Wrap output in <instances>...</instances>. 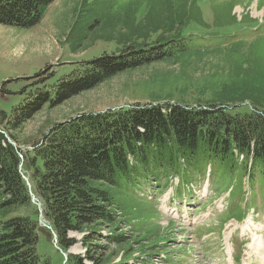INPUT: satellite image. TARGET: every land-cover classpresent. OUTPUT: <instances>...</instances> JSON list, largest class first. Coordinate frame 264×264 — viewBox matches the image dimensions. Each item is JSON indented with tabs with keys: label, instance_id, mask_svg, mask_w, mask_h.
I'll use <instances>...</instances> for the list:
<instances>
[{
	"label": "trees",
	"instance_id": "obj_1",
	"mask_svg": "<svg viewBox=\"0 0 264 264\" xmlns=\"http://www.w3.org/2000/svg\"><path fill=\"white\" fill-rule=\"evenodd\" d=\"M55 1L2 0L0 25L32 29ZM98 1L96 30L80 39L79 48L83 39L104 38L115 40L119 52L82 63L52 86L50 75L42 77L12 114L0 111V264H49L38 253L43 231L48 237L54 233L64 252L79 243L71 233L84 234V255L70 254L66 264H114L119 256L118 264H138L130 263L133 237L123 230L134 237L144 233L132 227L125 205L127 198L139 197V189L183 174L199 157L228 161L243 155L264 170V60L244 56L254 44L224 42L258 21L236 22L233 16L229 24L206 23L199 0H130L118 6ZM214 40L223 43L211 44ZM212 57L229 58V75L207 91L193 90L195 97L187 93L173 104L83 113L56 124L30 150L19 147L13 135L43 109H55L120 74ZM33 195L50 230L40 226ZM157 235L138 243L149 244Z\"/></svg>",
	"mask_w": 264,
	"mask_h": 264
},
{
	"label": "rangeland",
	"instance_id": "obj_2",
	"mask_svg": "<svg viewBox=\"0 0 264 264\" xmlns=\"http://www.w3.org/2000/svg\"><path fill=\"white\" fill-rule=\"evenodd\" d=\"M83 1L56 0L42 22L32 29L0 25V111L12 114L42 77L50 75L47 82L52 86L73 74L82 63L105 53L119 52L115 40L104 38L83 39L79 48L80 39L96 30L93 26L99 6L98 0H87L88 6L84 8ZM128 1L114 0L116 6ZM198 3L206 23L212 25L217 19L219 24L258 21L257 25H245L249 31L245 29L224 42L227 46L238 40L247 41L246 47L254 44L243 51L244 56L264 60V0H199ZM144 14L143 8L138 18L142 19ZM233 16L235 21H231ZM228 59L212 57L179 64L158 63L120 74L55 109H43L13 135L19 147L30 150L56 124L83 113L167 101L173 104L178 102L180 94L195 97L193 90L207 91L226 81L230 72ZM8 141L15 147L19 145L11 137ZM23 174L31 187L29 176L24 171ZM139 190L134 201L125 200L132 227L144 232L141 237L158 235L141 246L138 240L142 238L124 229L127 236L133 237L127 247L134 253L130 263L264 264V170L247 163L243 155H235L228 161L199 157L194 167L185 169L183 174L169 176L157 186ZM35 197L33 203L40 208L41 202ZM40 226L50 230L45 219ZM83 235L71 233L70 237L79 243L64 252L58 247L54 233L48 237L43 231L38 253L49 264H66L70 254L84 255ZM258 246L263 249L259 251ZM120 260L121 256L114 264Z\"/></svg>",
	"mask_w": 264,
	"mask_h": 264
},
{
	"label": "water",
	"instance_id": "obj_3",
	"mask_svg": "<svg viewBox=\"0 0 264 264\" xmlns=\"http://www.w3.org/2000/svg\"><path fill=\"white\" fill-rule=\"evenodd\" d=\"M35 196H32V200H33V202H36L35 201ZM39 212H40V220H39V222H40V225H42V222H43V220H44V216H43V214H42V204L40 203V208H39ZM50 227V226H49ZM51 228V227H50ZM55 236V238H56V235H54ZM56 241H57V239H56ZM66 263H67V259H66Z\"/></svg>",
	"mask_w": 264,
	"mask_h": 264
},
{
	"label": "bare ground",
	"instance_id": "obj_4",
	"mask_svg": "<svg viewBox=\"0 0 264 264\" xmlns=\"http://www.w3.org/2000/svg\"><path fill=\"white\" fill-rule=\"evenodd\" d=\"M252 232H253V231H252ZM261 245H262V242H261ZM263 245H264V244H263ZM258 247H259V246H258ZM262 249H263V247H262ZM262 249H261V246L258 248L259 251H261ZM263 251H264V250H263Z\"/></svg>",
	"mask_w": 264,
	"mask_h": 264
}]
</instances>
